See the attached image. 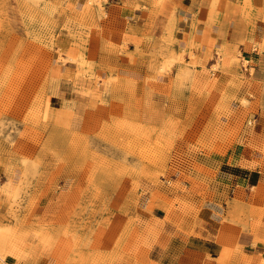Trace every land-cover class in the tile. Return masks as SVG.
Returning a JSON list of instances; mask_svg holds the SVG:
<instances>
[{
    "label": "rangeland",
    "instance_id": "obj_1",
    "mask_svg": "<svg viewBox=\"0 0 264 264\" xmlns=\"http://www.w3.org/2000/svg\"><path fill=\"white\" fill-rule=\"evenodd\" d=\"M94 3L102 9L100 0L86 7ZM84 14L71 0H0V183L18 224L0 242L10 231L30 238L32 264L40 256L43 264H179L178 239L200 206L193 161L224 151L237 132L226 106L233 83L220 79L218 63L206 88L189 69L171 74L183 60L171 58L167 37L140 51L149 59L143 74L90 65L86 48L71 49L96 36L69 27L88 28ZM66 62L77 65L63 77L95 95L84 113L58 97L57 63ZM146 205L160 219L141 220Z\"/></svg>",
    "mask_w": 264,
    "mask_h": 264
},
{
    "label": "crops",
    "instance_id": "obj_2",
    "mask_svg": "<svg viewBox=\"0 0 264 264\" xmlns=\"http://www.w3.org/2000/svg\"><path fill=\"white\" fill-rule=\"evenodd\" d=\"M71 1L77 17L87 11L89 25L72 21L69 27L96 35L82 47L71 46L75 56L86 48L90 65L110 63L143 74L149 59L140 51L159 49L166 37L171 58L183 60L172 64L171 74L189 69L193 81L206 88L214 74L211 66L220 65V79L233 83L226 90V106L237 116V132L224 151L202 152L193 161L190 172L200 184V206L178 239L185 244L177 257L179 264H264V0H100L102 9L96 3L87 8L88 0ZM61 14L56 17L64 26L68 12ZM57 65L58 97L73 101L75 113H84L95 95H81L76 80L63 77L77 63ZM5 183L1 180L0 235L18 225L8 214ZM46 206L39 207L40 216ZM159 210L146 205L139 217L157 221ZM173 224L171 218V230ZM0 251V264L33 263L32 242L25 236L10 231ZM42 260L38 257L36 264Z\"/></svg>",
    "mask_w": 264,
    "mask_h": 264
}]
</instances>
